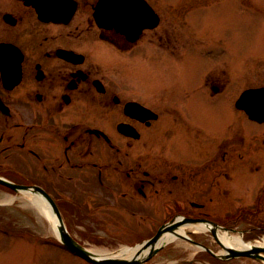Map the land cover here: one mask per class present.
Segmentation results:
<instances>
[{
	"label": "flooded vegetation",
	"instance_id": "flooded-vegetation-1",
	"mask_svg": "<svg viewBox=\"0 0 264 264\" xmlns=\"http://www.w3.org/2000/svg\"><path fill=\"white\" fill-rule=\"evenodd\" d=\"M98 2L0 0V192L94 244L177 218L206 221L188 229L203 245L212 228L264 243V119L238 105L264 80L234 83L242 60L264 71L240 48L264 3Z\"/></svg>",
	"mask_w": 264,
	"mask_h": 264
},
{
	"label": "rangeland",
	"instance_id": "rangeland-1",
	"mask_svg": "<svg viewBox=\"0 0 264 264\" xmlns=\"http://www.w3.org/2000/svg\"><path fill=\"white\" fill-rule=\"evenodd\" d=\"M247 1V0H244ZM264 3V0H256ZM251 22L250 17L242 15L241 50H264V42H260V35H264V21ZM255 30V31H254ZM259 35L256 37V35ZM256 42L249 39H255ZM235 59L237 55H230ZM256 64V61H255ZM241 65L247 67L236 73L235 87L244 88L250 84L256 86L264 80V71L259 67L253 73L247 70L250 65L242 60ZM247 70V71H246ZM5 194L0 192V264H90L80 256L58 245L54 240L52 226L48 220L36 212H32L26 201L10 202ZM28 203V204H27ZM51 222V221H50ZM52 223V222H51ZM29 228L33 234L23 233L20 229ZM186 230L190 227H185ZM237 234L236 232H232ZM81 242L88 248L104 252H113L124 246H136L148 238H131L126 241H117L113 244L93 243V233L77 235ZM91 236V237H90ZM77 238V239H78ZM195 239L204 242L215 252H220L219 245L212 235L203 232L195 233ZM79 240V239H78ZM222 251V249H221ZM201 252L196 245L175 238L169 241L152 257L147 264H264L262 260L231 258L217 261L210 255Z\"/></svg>",
	"mask_w": 264,
	"mask_h": 264
},
{
	"label": "water",
	"instance_id": "water-1",
	"mask_svg": "<svg viewBox=\"0 0 264 264\" xmlns=\"http://www.w3.org/2000/svg\"><path fill=\"white\" fill-rule=\"evenodd\" d=\"M106 5V0H102L99 5V10L104 8ZM98 10V11H99ZM100 19H103L104 15L99 16ZM255 101L256 103V109H252L249 106V101ZM238 105H241L243 108H245L248 113L257 119L263 118L264 119V87L262 88H251L245 90L242 95L239 98ZM255 107V106H254ZM5 182V181H4ZM54 211L56 214H58L56 208H54ZM59 219V220H58ZM56 220L59 222L57 223L56 228V235L59 239V241L66 246L67 248L71 249L75 253L79 254L83 258H85L88 261H91L92 263L96 264H136V263H143L146 260H148L151 256H153L163 245L162 236L163 234L170 232L175 234L178 237H182L188 240H191L187 235L182 233H177L175 231V227L187 223V222H193L197 221V219H190V218H180L175 221H172L171 223L162 225L158 231L155 233L153 237L146 240L145 242L139 244L137 246V249H135V253L129 257H119V256H101L96 253H93L86 249L83 245L76 242L67 232L65 229L63 223L60 221V218L57 216ZM213 235L217 238L215 233V228L211 229ZM193 242V240H191ZM218 242L220 245L226 250L227 253L218 255L221 258H233V257H239V256H248L252 258H262L264 259V256L259 254L260 251H264V247L260 246H252L250 249H236L233 247H229L221 243L219 240ZM205 247V246H204ZM207 250L210 251L209 248L205 247Z\"/></svg>",
	"mask_w": 264,
	"mask_h": 264
},
{
	"label": "bare ground",
	"instance_id": "bare-ground-1",
	"mask_svg": "<svg viewBox=\"0 0 264 264\" xmlns=\"http://www.w3.org/2000/svg\"><path fill=\"white\" fill-rule=\"evenodd\" d=\"M33 203L39 204L40 202L33 201ZM44 213L46 216H50L47 211H45ZM49 218H52V217L50 216ZM187 226L191 227L193 229H196V230L203 229L201 224L195 223V224H188V225L184 224V225L180 226L177 229V231L183 232V231H185V227H187ZM216 235H217L218 239L221 242H223L226 246H231V247H235V248H247V247L252 246L251 242H245L241 238L240 235L233 234V233H230V232L225 231V230H217ZM175 237H176L175 234L167 232L163 235L161 242L166 243L168 241L175 239ZM89 250H91L93 252H98L101 254H106V255L125 256V257L130 256L134 252L133 248H127V247H122V248L118 249L117 251H113V252H104V251H99V250L91 249V248H89Z\"/></svg>",
	"mask_w": 264,
	"mask_h": 264
}]
</instances>
